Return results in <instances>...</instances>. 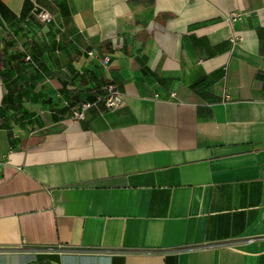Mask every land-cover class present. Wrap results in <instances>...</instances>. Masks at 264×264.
<instances>
[{
    "label": "crops",
    "instance_id": "1",
    "mask_svg": "<svg viewBox=\"0 0 264 264\" xmlns=\"http://www.w3.org/2000/svg\"><path fill=\"white\" fill-rule=\"evenodd\" d=\"M0 26V264H264V0H0Z\"/></svg>",
    "mask_w": 264,
    "mask_h": 264
},
{
    "label": "built area",
    "instance_id": "2",
    "mask_svg": "<svg viewBox=\"0 0 264 264\" xmlns=\"http://www.w3.org/2000/svg\"><path fill=\"white\" fill-rule=\"evenodd\" d=\"M32 19H35L39 22H48L52 19V16L47 10H44L38 6H35V8L33 9L31 17L28 18L27 20H24V22H22V26L26 30H28L29 32L32 29ZM1 29H2V27L0 26V31H1ZM13 33L14 32H9V35L11 37L15 38V36H13L14 35ZM25 59L30 60L31 56L27 55V56H25ZM110 60H111V56L109 54H107L103 58V62L105 64H108ZM123 99L124 98H123L122 91L112 82L107 83L104 86L103 93L98 97V100L103 102V104L107 108L119 107L123 103ZM92 105L93 104L91 102H88V101L82 102L78 107L74 108V110L72 112V116L75 119H84L86 111L88 109H90L92 107ZM1 170H2V162L0 161V173H1Z\"/></svg>",
    "mask_w": 264,
    "mask_h": 264
},
{
    "label": "trees",
    "instance_id": "3",
    "mask_svg": "<svg viewBox=\"0 0 264 264\" xmlns=\"http://www.w3.org/2000/svg\"><path fill=\"white\" fill-rule=\"evenodd\" d=\"M24 22V21H23ZM23 32V35H26V31H28V30H26L23 26H22V23H21V27H20V29L19 30H15L14 31V33L15 34H19L20 32ZM9 38V37H8ZM11 39V40H10ZM15 40V38H12V37H10L9 39H7L5 42H9V41H14ZM9 51H10V53H12V54H15L17 51H12L11 49H9ZM9 54V53H8ZM16 55V54H15Z\"/></svg>",
    "mask_w": 264,
    "mask_h": 264
}]
</instances>
